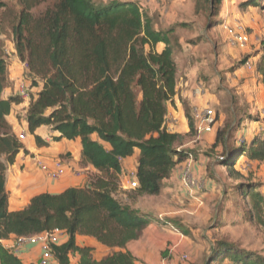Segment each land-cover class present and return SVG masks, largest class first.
Wrapping results in <instances>:
<instances>
[{"label": "trees", "instance_id": "1", "mask_svg": "<svg viewBox=\"0 0 264 264\" xmlns=\"http://www.w3.org/2000/svg\"><path fill=\"white\" fill-rule=\"evenodd\" d=\"M220 1L193 0L195 13L207 19L208 29L209 18L220 13ZM251 3L254 1L245 5ZM31 10L32 5L25 3L12 26L18 58L26 63L34 81H42L28 87L27 129L37 146L48 145L34 134L42 126L51 130L53 141L79 139V165L85 163L81 166L90 167L94 174L81 186L39 193L24 208L9 209L5 172L19 152L27 151L7 121L12 106L21 104L22 99L16 91L3 96L12 81L0 55V240L58 228L67 238L50 244L57 264H70L71 254L78 255L79 264H136L137 258L126 244L138 239L149 222L157 219L151 212L137 209L136 204L143 197L158 196L176 165L193 155L183 147L187 138L195 135L188 109V134L169 132L164 126L181 69L176 57L182 45L176 34L178 24L155 28V18L134 0H53L38 14ZM159 44L162 48L157 50ZM262 76L264 82V69ZM241 124L233 119L224 124L213 144L221 143L219 163L234 178L243 176L235 168L240 156L264 161L262 135H253L248 143L238 144V149L229 145ZM135 150L139 151L134 173L137 186L124 193L128 201L122 202L115 197L121 162ZM245 187L242 196L252 193L247 184ZM166 222L178 225L174 219L162 221ZM77 235L93 237L113 251L95 260L93 247L78 245ZM211 253L199 264L217 260L264 264V256L226 241L217 243ZM0 264L23 263L0 241Z\"/></svg>", "mask_w": 264, "mask_h": 264}, {"label": "rangeland", "instance_id": "2", "mask_svg": "<svg viewBox=\"0 0 264 264\" xmlns=\"http://www.w3.org/2000/svg\"><path fill=\"white\" fill-rule=\"evenodd\" d=\"M52 1L0 0L3 4L0 7V55L5 59L8 79H13L11 87L16 89V94L18 81L23 80L28 87L41 85L42 81L38 78L34 81V76L18 58L12 26L16 24L17 15L25 3H30L32 13L38 14ZM247 1H254V3L245 5ZM218 8L221 14L218 12L209 18V32L204 33L202 27L198 26L196 31L190 33L199 35L192 38L195 43H190V45L184 43L183 51L177 53L176 57L185 59V65L188 59L190 60L187 69L192 74L190 77L200 79L199 85L209 92V97L206 100L204 98L207 103L204 102L202 105H208L213 110L215 119L220 123V126L217 127V124V129L215 128V139L217 130L224 124L232 119L242 121L240 131L228 140L231 147L238 149V144L248 143L253 135L264 136L262 76L264 69V0H221ZM143 10L150 12L152 16H157V22L164 26L182 20L181 16H187L184 21L193 23L194 26L189 24L188 28V24L186 26L183 24V28L176 29V34L185 40L189 34L186 31L197 26L198 20L191 11L189 0H167L165 4L159 5L158 2L153 1L151 4L143 5ZM224 20L230 23L240 21L246 27L251 40L246 50L227 43L226 34L221 29V23ZM206 21L203 19L205 26ZM248 57H252V68L245 70L243 63ZM36 92L37 87L31 96L34 97ZM184 106L185 110L190 109L191 104H184ZM22 107L25 110L28 102L20 106L19 113L10 118L12 122L14 118H17L18 124L26 123ZM213 128L207 132H211ZM194 136L197 137L196 134ZM194 136L188 137L187 140L191 142ZM200 140L203 141L201 138L183 147L190 149L193 157L202 155L212 159L211 175L206 174V176L199 177L191 172L197 183L191 187H185L180 176L185 171L184 164L182 167L184 170L178 171L175 179L165 184L164 193L161 192L160 196L143 198L141 207L155 212L156 216L158 213L161 214V220L156 219L155 221L161 223L165 219L177 221L178 225L170 224L179 229L175 231L179 232L182 238L179 236L172 243V247L180 249L187 256V259L183 260L184 264H196L204 258L208 259L212 254L211 250L221 241L230 242L237 249L264 256V161H249L246 156H240L235 168L240 170L243 176L234 178L229 174L226 166L219 163L220 157L223 156L221 143L214 146L210 142L203 144L199 142ZM193 157L189 159L190 165L194 160ZM80 163L85 165L83 162ZM81 164L82 169L86 168ZM190 171H192L191 166ZM92 174L94 173L90 169L83 170L84 179ZM118 177L119 189L117 190L119 191L115 192V197L122 202H127L128 197L124 193L131 188L126 186L127 177L125 178L121 173ZM246 184L248 191L252 193L242 196L241 189H245ZM0 241L2 243V240ZM180 259H182L181 255ZM213 264H230V262L217 260Z\"/></svg>", "mask_w": 264, "mask_h": 264}, {"label": "crops", "instance_id": "3", "mask_svg": "<svg viewBox=\"0 0 264 264\" xmlns=\"http://www.w3.org/2000/svg\"><path fill=\"white\" fill-rule=\"evenodd\" d=\"M132 1V0H131ZM153 1L158 2L159 4H165L167 0H139L138 3L141 5H148L151 4ZM190 7L193 15L197 18V26L193 29H188L186 33H193L196 31V28L202 27V29L205 32H209V29L207 26H205V23L203 24V16L197 15L195 13V7L193 0H189ZM149 16L155 18V28L165 29L167 27H170L172 25L178 24L177 28L184 26L187 27L189 24L193 23L184 21L187 19V16H181L179 20L175 23H172L170 25H162L160 22H157V16H152L150 12L147 13ZM221 14V12L219 13ZM205 20V19H204ZM181 24H185L184 26H181ZM187 36L188 39H192L196 35H189ZM180 37V36H179ZM180 38L179 41L182 43L181 50L183 51V44L190 45L189 42ZM162 48V45L159 44L156 46L157 50H160ZM195 51V50H193ZM192 51V53H193ZM203 53V52H202ZM194 60V59H193ZM185 59L179 58L178 62L180 64V72L177 75L176 79V85H175V94L173 96L172 102H168L167 104V114L165 119V128L169 132H176L183 135H186L189 133V125L188 120L185 116V106L184 104L189 103L190 109L189 115H191V109L193 107H205L208 105H202L204 104V98L205 100L207 97H209V92L207 89H202V87L199 85V82H201L200 79H193L192 74L187 71L190 60L188 59V62L185 65ZM194 61H197L194 60ZM185 66V67H184ZM186 77L184 79V77ZM13 81V79H10ZM16 80V79H15ZM16 91L15 88L12 89V87H7L3 91V96L8 97L9 95L13 94V91ZM24 102V101H23ZM21 103L19 105H14L11 108V111L9 115L7 116V120L9 124L12 126V130L15 133V135H18L20 132H24L26 134L25 140L22 142L24 145V148L26 149L27 153H24L23 151L19 152L15 158L14 163L9 165L5 172V187L8 192V207L10 210H19L27 206L29 203V200L32 196L48 192V193H58L66 189L70 186H81L85 184L86 179H84L83 176V170H89L90 167H86L82 169L79 165L80 161V151H81V144L79 139L74 140H67L65 138L60 139L59 141H53L51 137V130L48 127L42 126L35 130L34 134L39 135L42 139L48 142L47 146H37L35 143L34 135H31L27 129V124H18L17 118H14L13 122L10 120V118L13 115H16L19 113L20 106H23L24 103ZM207 103V102H206ZM209 107V106H208ZM24 108L22 107L21 110ZM25 112V110H23ZM218 124V125H217ZM220 126V123L215 122L214 128L211 132L202 133L199 137H195L191 142H194L196 140H199L202 138L203 141H199L203 144L206 142H210L211 145L215 142V131L217 127ZM216 128V129H215ZM191 136V138L193 137ZM201 137V138H200ZM190 138V137H189ZM191 140V139H190ZM189 140H187L183 146L188 145L191 143ZM108 147V144L105 145ZM185 148V147H184ZM139 151L135 150L133 156L128 157V159H123L121 162V175L123 174L124 177H128L131 173H135V166H136V160L138 158ZM63 157V158H61ZM193 157V155H192ZM55 158H61L64 161H66L68 164H70L73 168H75L77 173L74 172H66L63 177H61L57 181H53L55 183H52L44 173H42L36 164L37 159L45 160V161H51ZM194 160L191 164L192 173H196L197 175L202 176L208 174L210 175L213 171V167L211 164L212 159L206 158L205 156H194ZM180 162L176 165V167L173 169L171 175L169 178L165 179L163 181V188L162 192L165 191V184L171 183L173 179H175L176 173L182 169L184 166V163ZM212 168V169H211ZM207 178V177H206ZM161 194V193H160ZM159 194V196H160ZM149 197H155V196H146ZM145 198V197H143ZM142 198V199H143ZM146 198V199H147ZM141 199V201H142ZM138 202L136 204L137 209L144 211V212H151L153 215L156 216L155 212L146 209L144 207H141L142 202ZM160 218H158V217ZM157 219L161 220V214L158 213ZM172 229V230H171ZM178 228L175 226H171L170 223H161L158 221L151 220L148 224V226L142 231L140 237L136 240H131L126 244V249L129 250L136 258V264H184L185 262L180 259V255L182 254L180 249H175V247H172V243L179 238V236L182 238L179 232ZM66 235H61L59 244L64 242L66 240ZM17 236H10L7 239L2 240V244L7 247L11 252H13L23 264H38L39 261L42 258V249L39 244H31V243H24L21 246L16 245ZM76 242L80 246H90L93 247L92 250V257L95 260H100L102 257L109 254L113 249H110L107 246H104L97 242L93 237L84 236V235H77L76 236ZM16 247V248H15ZM117 250V248H115ZM114 250V251H115ZM70 264H79L78 263V255L77 254H71L70 257ZM49 264H57L54 258H51L49 261ZM199 264V263H196Z\"/></svg>", "mask_w": 264, "mask_h": 264}, {"label": "built area", "instance_id": "4", "mask_svg": "<svg viewBox=\"0 0 264 264\" xmlns=\"http://www.w3.org/2000/svg\"><path fill=\"white\" fill-rule=\"evenodd\" d=\"M138 1L139 0H136V2ZM221 29L224 34H226L225 38L230 46L238 47L241 50H246V48L249 46L251 42L250 35L247 33L246 27L243 25L242 22L234 21V23H230L229 21L224 20L221 23ZM251 59L252 57H248L244 61L243 68H245V70H250L252 68ZM22 64L27 68L26 63ZM17 95L22 99V101L28 102L30 100V90L28 86L23 82V80L18 81ZM191 118L193 120L194 130L197 137H199L201 133H203L202 131H210L214 127L216 122L214 112L208 106L193 107ZM25 137L26 134L24 132H20L17 135V139L21 142L25 140ZM191 158L192 155H189L188 158L185 160L186 163L183 167L185 171L184 173H182V171L184 170L182 168V174H180L183 185L185 187H191L192 185L197 183V180L193 177L190 171L191 162L189 159ZM36 164L38 166V169L42 173H44L45 176L51 181L59 180L68 171L74 173H77L78 171L61 158H55L51 161L37 159ZM126 186L128 188H134L137 186V179L135 178L133 173H131L127 177ZM61 235V230L58 228H54L52 230L44 231L31 236L17 237L16 245L19 247L24 243L39 244L43 253L39 264H49V261L52 258L50 244L57 243ZM181 258L182 260H185L187 259V256L182 253Z\"/></svg>", "mask_w": 264, "mask_h": 264}]
</instances>
